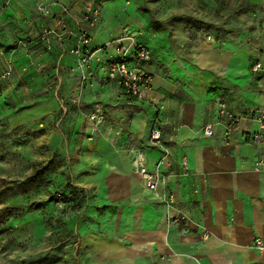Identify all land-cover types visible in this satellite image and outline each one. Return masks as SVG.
Here are the masks:
<instances>
[{"label": "crops", "instance_id": "obj_1", "mask_svg": "<svg viewBox=\"0 0 264 264\" xmlns=\"http://www.w3.org/2000/svg\"><path fill=\"white\" fill-rule=\"evenodd\" d=\"M248 1L264 11V0ZM80 11L76 7L71 18L58 21L72 27L71 19L80 18ZM58 21L50 25L51 52L68 97L91 104L99 102L95 91L117 90L126 98L113 82H97L96 57L111 49L95 54L87 80L81 81L75 58L67 53L74 28L58 40L64 29ZM108 30L101 25L93 29L95 47L122 33L120 29L111 36ZM136 40L151 53V97L162 109L130 100L135 110L125 129L103 124L102 133L87 141L83 151L90 170L77 181L91 192L85 218L77 226L81 264H264V176L253 168L263 147L251 139L258 124L248 114L250 108L264 110V29L261 37L247 40L252 47L244 46L243 38L198 41L190 48L184 43L177 57L153 39ZM221 102L240 118L228 138L218 115ZM208 123L212 134L207 137L203 128ZM154 128L161 132L160 147L149 140ZM138 155L148 169L160 173L156 192L143 184ZM168 192L175 194L176 207L186 216L172 226L162 201ZM255 239L263 243L261 252Z\"/></svg>", "mask_w": 264, "mask_h": 264}, {"label": "rangeland", "instance_id": "obj_2", "mask_svg": "<svg viewBox=\"0 0 264 264\" xmlns=\"http://www.w3.org/2000/svg\"><path fill=\"white\" fill-rule=\"evenodd\" d=\"M87 5L98 9L99 25L111 36L127 29L175 57L184 43L190 48L198 41L243 38L245 46L264 29L263 9L248 0H0V264H38L43 257L81 264L77 226L91 201L90 190L77 185L90 170L83 149L105 124L125 129L135 110L117 90L95 91L106 116L93 130L87 117L97 102L68 97L55 72L54 52L46 48L52 42L41 36L53 21L71 18L76 7L82 15ZM99 79L100 86L107 84ZM42 167L26 190L17 188ZM69 193L74 200L64 202ZM37 202L43 205L27 209Z\"/></svg>", "mask_w": 264, "mask_h": 264}, {"label": "built area", "instance_id": "obj_3", "mask_svg": "<svg viewBox=\"0 0 264 264\" xmlns=\"http://www.w3.org/2000/svg\"><path fill=\"white\" fill-rule=\"evenodd\" d=\"M100 22L101 15L98 9L92 5L85 6L80 18L74 20V41L71 47L68 48L67 53L75 58L76 71L81 75L82 79H86L91 59L99 51H107L110 48V53H107L105 56L96 57L100 78L106 82H113L119 88L121 95L127 99L148 102L153 108L161 110L162 106L158 105L151 97L153 86L152 75L148 69L151 59L148 47L136 40L134 34L127 29L118 37L111 38L101 47H95L92 44L91 33ZM57 23L58 26L63 27L62 21H58ZM61 31L57 35L58 40H61L64 35L70 34L66 28ZM53 34L51 30L44 31L41 40H48V37L49 40L53 39L51 37ZM124 41H128V44L123 43ZM46 48L52 50L50 41ZM248 114L258 124V129L251 136V139L254 143L263 147L262 154L253 163V168L264 176V110L250 108ZM218 115L224 126V134L228 138L237 129L240 118L235 117L228 111L223 102L219 104ZM87 118L92 123L93 130L99 128L105 120L102 106L98 103L94 104ZM203 133L207 137L211 136V123L205 125ZM150 140L158 147L161 146V132L158 128L151 130ZM185 162L184 160L183 164ZM135 163L145 188L150 192H156L162 181L159 171L157 169H148L142 155L137 156ZM162 201L168 209L167 219L169 225H176L186 220L185 214L176 207L177 199L173 192L166 193ZM254 247L261 252L263 250L262 241L255 239Z\"/></svg>", "mask_w": 264, "mask_h": 264}, {"label": "trees", "instance_id": "obj_4", "mask_svg": "<svg viewBox=\"0 0 264 264\" xmlns=\"http://www.w3.org/2000/svg\"><path fill=\"white\" fill-rule=\"evenodd\" d=\"M45 169V167H42L41 169H37L35 170V172L25 181V182H19L17 184V188L20 190V191H24L26 190V187L28 186V184H31L32 182H34L40 174H42V171ZM73 190H78L76 189V187H72ZM81 192V191H80ZM73 195H75L73 193ZM73 198V199H70ZM51 199H48V201H50ZM62 200L64 202H69L70 200H74V196L72 197V193H69L68 195L65 194L62 196ZM43 205L42 202H37V203H33L31 204L30 206H28V210H34V209H38L40 208L41 206ZM58 260V257H50V258H47V257H43L41 259H39L36 263L38 264H53L54 262H56Z\"/></svg>", "mask_w": 264, "mask_h": 264}]
</instances>
